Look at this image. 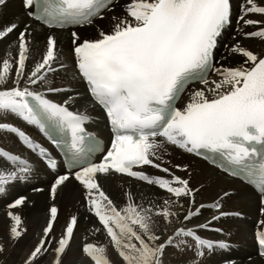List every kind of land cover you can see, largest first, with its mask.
<instances>
[{"label": "snow or ice", "instance_id": "obj_1", "mask_svg": "<svg viewBox=\"0 0 264 264\" xmlns=\"http://www.w3.org/2000/svg\"><path fill=\"white\" fill-rule=\"evenodd\" d=\"M5 3L6 0H0V5ZM109 3L110 0H22L27 15L48 27L91 24ZM126 13L131 19H118L110 33L100 32V39L78 42V34L72 33L75 67L92 100L106 113L113 132L111 147L100 163L91 161L100 144L85 132L86 115L69 111L65 106L68 100L57 104L28 87L19 86L22 77L26 76L28 83L35 85L46 80V73L57 70L53 67L58 59L57 41L52 36L47 38L42 61L26 75L27 26L19 33L15 86L0 89V115H14L41 131H46L47 124L51 123L70 135V164L80 166L74 178L86 190L88 210L98 218L124 264H164L166 249L185 243L177 239L181 237L193 241L188 247L194 250L192 264H198V258L204 255L201 249H226L229 245L202 239L193 229L185 228L176 229L174 235L157 243L160 236L152 231L151 209L139 208L131 202L117 209L101 189L98 175L124 174L165 189L177 200L193 197L189 204L194 205L188 180L178 176H172L171 180L152 177L143 170L133 169L151 166L169 173L168 168H162L153 159H159L157 150L166 145L195 155L215 153L231 166L234 175L244 174L255 185L261 196L260 211L264 214V58L239 43L233 45L230 51L244 57V63L239 67L214 69L221 79L212 81L213 86L208 87L211 98L204 90H197L183 109H177L175 101L189 79L198 77L202 84L209 85L206 70L212 67L222 30L231 23V0H131L126 5ZM251 14L264 16V4L244 0L240 5L237 23L256 27L255 31L241 30V33L245 38L264 40V21L246 18ZM16 28L15 23L0 28V39ZM12 67L8 59L0 61V85L8 82ZM48 91L66 89L49 88ZM0 133L15 134L25 147L46 159L49 168H56V162L47 156L46 150L21 129L0 121ZM257 156L259 161L254 159ZM30 172L27 159L0 149V194L13 181L25 180ZM69 179V175L55 178L50 190L53 198L58 187ZM126 195L130 197V193ZM25 202V197H19L7 206L13 240L22 235V221L11 209ZM211 207L219 210L220 204L217 202ZM57 212L55 206L50 208L51 218L43 229L45 238L53 229ZM199 214V208H190L183 220L190 221ZM157 215L170 222L178 214L165 207ZM76 224V217H72L54 249V264H61ZM255 239L259 255L264 258V231H257ZM46 243L50 241L41 239L25 264H33L42 251H47ZM82 251L93 264H110L104 246L86 243Z\"/></svg>", "mask_w": 264, "mask_h": 264}, {"label": "bare ground", "instance_id": "obj_2", "mask_svg": "<svg viewBox=\"0 0 264 264\" xmlns=\"http://www.w3.org/2000/svg\"><path fill=\"white\" fill-rule=\"evenodd\" d=\"M231 2L232 20L222 30L217 47L214 49L213 67L207 77L209 85L206 86L202 83L188 85L177 101V109H183L190 101L192 94L197 90H204L206 95L211 98L208 87L213 86L211 82L214 81V77H217L215 81L221 79L214 69L220 68L221 65L223 67H239L244 63V57L228 51L230 49L229 45L234 34L240 33V29L243 32H251L255 31L256 27L239 25L237 17L240 15V4L244 3V0H231ZM256 2L264 4V0H256ZM130 3L131 0H116L112 3L110 9L103 11L102 18H94L91 24H84L72 29H55L47 28L30 18L27 15V10L22 5V0H6L4 5H0V28L13 23L17 25V28L7 37L0 39V61L6 58L13 66L8 82L5 85H0V89L15 86L13 80L15 79V67L17 66L19 33L25 30L27 26L29 52L26 60V75L30 74L35 65L42 61L43 53L46 51L47 38L52 36L57 41L58 59L53 64V67L57 70L46 73V80L35 85L29 84L26 76L22 77L19 86L21 88L28 87L30 91L42 94L61 104L68 100L66 107L88 117V120L84 123L88 129H94L101 135L104 134L105 127L100 112L85 95L82 81L75 67L72 33L78 34V42L100 39V32L110 33L118 19H131L127 17L126 13V5ZM114 17L116 19H113ZM246 18L264 21V16L257 14H251ZM236 25H238V28H236ZM226 39L227 42L224 43ZM247 39L237 38L242 47L252 51L258 57L264 58V40ZM233 44L235 45L236 42H233ZM225 46H228V50L223 53L219 52ZM49 88L66 89V91L50 92L48 91ZM187 91L188 94L184 96ZM69 97H72V99L69 100ZM0 121L10 123L21 129L37 144L44 141L37 126L28 124L14 115H0ZM157 139L162 138L158 137ZM0 149L27 159L31 166V172L27 174L25 180L13 181L6 187V191L0 194V247L3 248L0 255L2 257L6 256L10 260L18 257L17 254L19 252L22 254L21 252L25 249L32 252L41 239H46L50 243L45 244L44 247L47 251H42L38 258L39 256H46L51 250L55 255L54 249L63 235H60L59 230L63 229L64 232L72 217H76L77 224L74 226L70 245L66 253L61 256V264H68L70 260L78 258L81 253L84 254L82 249L86 243L104 246L106 249L105 254L109 260L114 253H117L115 249L109 248L110 239H107L109 237L106 231L99 223L98 218L88 210L85 199L86 190L75 180V172L65 173L60 167H56L54 170L47 169L45 164L37 157V152L25 147L15 134L0 133ZM157 156L159 159L154 157V162L160 164L162 168H168L169 173H164L151 166H143L142 169L134 168L133 170H143L152 177L171 180L172 176H178L188 180L189 187L193 190L195 204H189L193 197H181L177 200L165 189H161L156 185H149L144 181H139L124 174L98 175V183L101 189L112 200L114 206L117 209H123L131 202L139 208L151 209L149 213L151 228L156 235L160 236L157 243L164 242L168 236L174 235L176 229L185 228L193 229L202 239L224 241L229 245L228 248L223 249L224 255L221 258H217L215 248L213 250L201 249L204 255L198 258V264H264V258L256 255L253 239L254 232L258 230L255 222L259 218H264V214L260 211L262 205L258 195L245 184L225 176L201 158L174 146L166 145L164 148L157 150ZM177 165L180 167L177 168ZM59 175H69L70 179L64 185L58 187L55 198H53L50 191L51 184ZM173 186L177 185L173 183ZM126 193H130V197ZM225 193H228V195H225ZM19 197H25L26 202L16 209H11V211L21 217L22 235L19 239L13 240L10 236L12 222L7 216L9 211L7 206ZM165 201L169 203L165 204ZM217 202L220 204L219 210L211 207ZM201 205L204 207H201ZM52 206L58 209L57 218L53 223L52 231L45 238L44 233H42L43 230L39 228L40 220L41 223L45 222L47 227L51 218L50 208ZM165 207L178 214L171 217L170 222H166L161 215H157V212ZM190 208L192 210L199 208L200 214L194 216L190 221H184L183 216ZM221 212L227 213V215L221 216ZM213 217H218V219H213ZM200 225H207V227L201 228ZM184 240L185 243L179 247L171 249L172 246H169L166 249L163 256L164 264H179L183 260L187 262L184 264H192L194 250L190 252L188 246L193 241L190 238H184ZM112 262L110 264H115V262ZM121 264H124V262L122 261Z\"/></svg>", "mask_w": 264, "mask_h": 264}, {"label": "rangeland", "instance_id": "obj_3", "mask_svg": "<svg viewBox=\"0 0 264 264\" xmlns=\"http://www.w3.org/2000/svg\"><path fill=\"white\" fill-rule=\"evenodd\" d=\"M241 4H243V3H241ZM240 4V5H241ZM108 18V17H107ZM105 21V20H104ZM103 22V21H102ZM240 25V24H239ZM236 28H238V25H236ZM236 37V38H235ZM237 38H241V39H243V40H248L247 38H245L243 35H242V33H241V29H240V33L238 32L237 34H234V37H233V39L231 40V42H230V45H229V48L231 49V47L234 45L233 44V42H236V44L237 43H239L238 42V40H237ZM253 39H255V38H253ZM227 42V39L224 41V43H226ZM240 44V43H239ZM230 49L228 50V46H225L224 48H223V50H222V48L219 50V52H226L227 50L228 51H230ZM236 56V55H235ZM237 57V56H236ZM217 59V58H216ZM222 66V65H221ZM217 77H214V81L215 80H217L216 79ZM46 227V224H45V222H42L41 223V220H40V225H39V228H40V230H43L44 228ZM42 233H43V231H42ZM59 233H60V235L61 234H63V229H60L59 230ZM108 240L110 239V238H107ZM177 239H181V240H184V238L183 237H181V238H177ZM110 241V244L108 245L109 246V248L110 249H113L114 250V248L111 246V240H109ZM185 241V240H184ZM180 245H182V244H180ZM179 245V246H180ZM112 247V248H111ZM172 248H177L176 246H172L171 247V249ZM29 251H31V250H29ZM29 251H27L26 249L23 251V252H21L22 254H20V252L17 254L18 255V257H15L14 259H10V260H8V258L6 257V256H4V257H2L1 255H0V264H7L8 263V261H9V263L8 264H22L23 262V264H25V261H27V259H28V257L30 256V254H31V252H29ZM190 252L191 251H193V249H191L190 248V250H189ZM54 252H53V250H51V252H49L46 256H39V258L37 257L34 261H33V263L34 264H53L54 263V261H55V259H56V257H55V255L53 254ZM20 255V256H19ZM82 255V256H81ZM81 255L77 258H75V259H72V260H70L69 261V263L68 264H93V261L89 258V257H87L85 254H82L81 253ZM20 257V258H19ZM45 258V259H44ZM53 258V259H52ZM55 258V259H54ZM111 259H113V260H111ZM20 260V261H19ZM39 260V261H38ZM50 262H49V261ZM23 261V262H22ZM37 261V262H36ZM115 262V264H121V262H122V259L118 256V254L117 253H114L113 255H112V257L110 258V263L111 262ZM53 262V263H52ZM112 262V263H113ZM183 262V263H182ZM182 262H180L179 264H184V263H187L186 261H182Z\"/></svg>", "mask_w": 264, "mask_h": 264}]
</instances>
